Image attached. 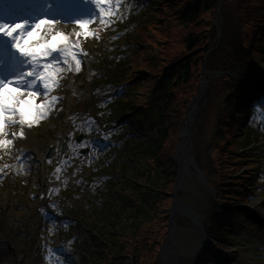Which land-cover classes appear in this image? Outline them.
Here are the masks:
<instances>
[{"label": "rangeland", "instance_id": "rangeland-1", "mask_svg": "<svg viewBox=\"0 0 264 264\" xmlns=\"http://www.w3.org/2000/svg\"><path fill=\"white\" fill-rule=\"evenodd\" d=\"M218 2L220 7L218 16L217 11L214 10L205 15L204 20L208 22L207 24L213 25L216 33L218 32L221 37L224 35L227 38L239 37L243 30L237 21L243 17L242 14L246 13L239 10L238 0H218ZM160 5L156 0H112L106 11L100 13L99 7L90 3L92 14L87 19L89 21L87 36L81 34L85 30L80 28L76 20L63 22L61 19H52L49 9H42L44 11L42 19L53 21L50 29L46 25H41V29L49 39L52 34L59 32L68 37L80 36L82 43L80 52L77 54L81 63L79 70L76 68L75 61L68 66L60 65L55 73L58 84L51 87L47 94L42 90L28 89L38 93L36 97L38 103L60 98L46 111L39 123H34L31 128L26 125L21 126L17 115L13 118L17 122L6 124L4 134L0 136V139L13 141L11 145L0 147V224L4 225L10 239H16L17 234L14 229L29 233L28 236L24 235L25 237L21 238V241L25 242L21 252V263L65 264V260L73 256L76 261L70 264H81L82 256H94L96 253L97 245L95 242L90 243L87 232L78 225L73 227L67 218L71 217V212L74 215L83 214L91 202L95 199L97 201L98 194L100 195L99 191L95 190L97 182L90 184L87 170L92 164L99 162L103 154L111 152L112 147H107L103 153H99L102 147L109 144L111 135L114 136L117 131H124V129L133 135L143 136L144 134L143 127L131 120L130 116H127L124 122H119L117 118L119 114L112 109L111 100L115 96L122 100L129 96L131 91L135 92V87L141 88L143 95L137 92L134 95L136 103H131V106L137 107L140 111L144 110V100L149 97L151 86L156 79V76H149L145 72L146 69L149 70L147 60L151 59L150 65H155L153 52L146 44H137L135 47L122 44V40L127 39L124 37L126 34L124 36L122 34L124 31H129L128 33L132 34L135 40L142 28L147 32V37L151 38V31H153L155 37L160 39L156 32L160 33L161 30L155 31L156 29L153 28L164 22L158 19L159 14L157 18L156 14H153L158 12L157 8L159 9ZM261 10L259 14L264 17V9ZM163 15L168 18L167 24L174 29L177 26L176 22L170 23L172 18L167 17L166 12H163ZM149 25H152L151 30L146 29ZM176 36L178 35H174ZM146 41L151 44L149 40ZM173 45L177 47V44L172 42V49ZM136 46L139 47V52L143 51L142 56L134 61L136 71L132 76L135 78L119 88L116 83H111L112 80L118 81L113 79V76L130 71L128 65L124 67V64L129 59L127 56L131 48ZM260 52L264 54V49ZM117 63L123 65L122 70L117 69ZM258 65L259 69H256L255 73H260L259 77L264 78L262 76L264 75V56L258 59ZM202 77L207 84V89L203 97L193 106L195 111L190 137L196 139V142H192L190 151L195 163L206 175L205 180L216 186L218 174L215 166L211 164L210 154L216 147L215 135L220 141L228 139L224 132H218V128L223 103L229 92L224 91L223 85L212 84L213 81L222 79L224 76L212 78L210 74H206L201 75L198 80L197 94L200 92L199 82ZM252 93L253 97L241 109L245 115L234 128V136L232 134L234 141L239 144L249 141L252 145L249 149L240 151L241 153L237 152L238 146L236 149L233 147L235 153L233 157L238 161L230 165L236 170L232 168L229 170L235 173L239 168L242 169L236 180L240 183L238 188L244 189L245 192L240 193L238 202H232L231 207L225 208L229 216V225L221 239L222 246H219L220 240L209 238V247L216 252L214 257L217 260L221 258L222 264H264L261 257L264 253V213L254 218L248 215V213L252 214L250 208L254 204L264 205V110L255 107L259 102L264 103V93L259 91V88L253 89ZM250 105L254 107L250 109ZM223 110L227 111L228 108ZM22 127L24 136L20 137ZM182 128L183 124L178 131V136L182 133ZM81 135L85 136V140L77 144L76 139ZM63 144L67 147L64 155L60 154ZM51 145L56 148L57 158L53 161L39 160L36 150L43 146L51 148ZM26 147L29 148L30 153L24 151ZM86 148L90 149V156L94 159L86 161L79 155V151ZM20 155H23L21 160L27 170L12 178L11 163L17 161ZM117 156L118 153L113 155V157ZM250 163L254 164L253 169L247 166ZM247 186L249 188L246 189ZM45 192H49L47 198L42 197ZM90 196L92 199L88 202ZM180 198L202 217L205 226L210 224L208 215L211 213V197L195 178L184 177ZM116 202H118L117 199L113 198V204H107V206L113 207ZM122 205L124 206L123 203ZM40 211L46 214L52 211L61 220H52L48 218V215L46 219L37 220ZM83 225L86 226L85 228L88 227L86 224ZM38 226L46 227L48 235L45 242L40 244L34 240L37 237ZM98 226L100 232L112 233L108 223L100 221ZM41 234L44 236L43 232ZM38 235L40 237V233ZM38 239L42 240L43 237ZM202 239V231L191 220L177 215L173 222L172 243L174 251L179 256L172 258L171 264H194L195 256L200 250L199 246L203 243ZM45 243H50L48 249L53 255L51 258L46 257ZM36 246L38 248H35ZM155 264H162L160 255Z\"/></svg>", "mask_w": 264, "mask_h": 264}, {"label": "trees", "instance_id": "trees-1", "mask_svg": "<svg viewBox=\"0 0 264 264\" xmlns=\"http://www.w3.org/2000/svg\"><path fill=\"white\" fill-rule=\"evenodd\" d=\"M158 2L161 4L158 19L164 22L153 28L161 30L156 32L161 38L156 37V41L143 35L144 39L156 45L155 65H150L151 61L147 64L150 72L157 75V82L153 86L155 89H152L146 114L134 116L146 127L145 137L127 138L125 153L132 160L128 165H121L124 173L121 180L107 183V187L120 190L130 204L124 207L116 205L113 210L103 208L97 212L98 219L108 223L112 230L110 239L102 232L98 233L101 254L97 264H128L129 261L131 264H155L159 259L160 246L167 235L168 208L176 181L174 151L179 139L177 134L186 120L190 103L197 95L206 54L217 46L215 28L207 24L204 17L219 7L218 0ZM238 4L239 10L246 13L237 21L242 34L233 38L222 36L220 47L210 53L206 62L207 69L225 72L222 79L212 84L223 85L224 91L229 92L223 103V108L228 110L222 108L218 130L224 132L228 139L220 141L215 135L213 161L218 174V200L211 199L208 220L213 228H207L209 233L218 237L224 226L220 201L234 198L232 191L237 184L229 171V164L235 158L228 147L241 115L237 110L246 104L253 84L246 79L232 78L231 73L242 76L245 71L258 68L257 57L262 55L260 50L264 48V17L259 14L264 9V0H238ZM163 12L172 18L170 23L176 22L174 29L167 24L168 18ZM172 42L177 44L176 48L173 45L175 49H172ZM115 108L124 112L129 109L127 103H119ZM207 260L214 264L203 251L198 255L196 264H204Z\"/></svg>", "mask_w": 264, "mask_h": 264}, {"label": "snow or ice", "instance_id": "snow-or-ice-1", "mask_svg": "<svg viewBox=\"0 0 264 264\" xmlns=\"http://www.w3.org/2000/svg\"><path fill=\"white\" fill-rule=\"evenodd\" d=\"M88 3L96 4L100 13H104L106 8L111 5L112 0H88ZM76 22L81 29L85 30L81 34L89 35L87 31L89 21L77 19ZM41 25H46L50 29L53 21L41 19L32 26L30 31L26 30L28 28L27 21L24 23L0 21V37L8 38L3 41V47L0 48V136L4 134L6 124L17 122L13 119L17 115L21 126L26 125L31 128L34 123H39L44 118L46 111L56 100L60 99L56 97L45 103H37L38 93L28 91V89L42 84L44 92L47 94L51 87L58 84L55 75L56 69L50 63L40 64L41 58L52 57L55 60L52 54L63 52L66 57L75 61L76 68L79 70L81 61L77 51L72 50V45L66 43L69 39L68 36L59 32L52 34L49 39L41 29ZM9 45L15 49L18 56H14L8 51ZM65 63H67V59ZM25 64H31L33 70L25 71ZM19 135L20 137L24 136L23 127ZM12 143L13 141L10 139H0V147H6Z\"/></svg>", "mask_w": 264, "mask_h": 264}, {"label": "water", "instance_id": "water-1", "mask_svg": "<svg viewBox=\"0 0 264 264\" xmlns=\"http://www.w3.org/2000/svg\"><path fill=\"white\" fill-rule=\"evenodd\" d=\"M200 89H201L200 93L196 96V98L194 99V101L192 102L189 108L187 119L182 129L181 138L177 145L175 161L178 166V171H177V181H176L175 190H174L173 204L170 209V230L168 233V237L165 240L164 245L162 246V250H161L162 259L165 264H167L168 259H170V257L174 254V252L171 249V231H172V222L176 214H181L187 217L196 226H198L199 228H202L199 216L195 214L187 205H185L178 197V193L180 191L184 177L192 176L190 167H193L194 170H196L199 174L197 165L190 153V150L192 147L190 132L193 127V115L195 111L193 108V105L197 101H199L201 97H203L207 89V84L204 80V77H202L200 81ZM198 178H199L198 180L201 182V178L200 177Z\"/></svg>", "mask_w": 264, "mask_h": 264}, {"label": "bare ground", "instance_id": "bare-ground-1", "mask_svg": "<svg viewBox=\"0 0 264 264\" xmlns=\"http://www.w3.org/2000/svg\"><path fill=\"white\" fill-rule=\"evenodd\" d=\"M55 6V5H54ZM71 39L75 40V43H71ZM68 44L72 45V50L76 51L79 50V45L81 44V39L80 36L76 37H69V41H67ZM58 47H61L60 45H58ZM52 56L55 57V60L52 59V57H43L41 58L40 62H53V61H59L56 59V57H60V61H65L66 59L69 60L70 62H72L70 57H66L65 54H63L62 52H54L52 54ZM28 66L30 68L31 64H25L24 69ZM41 89L44 91L42 84H38L35 88H33V90L35 89ZM39 152V157L42 158V155L44 154L45 151H38ZM46 193H45V197H46ZM251 211L255 214V215H263L264 213V205L263 204H254L251 208ZM43 213V212H42ZM42 213H40V218L42 217ZM44 215V214H43ZM22 237H18V240L13 241L10 240V238L8 237V235L6 234L4 225L0 224V264H23L21 263V252L23 251V242H20L19 239ZM263 261H264V255H263Z\"/></svg>", "mask_w": 264, "mask_h": 264}]
</instances>
